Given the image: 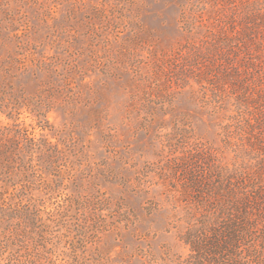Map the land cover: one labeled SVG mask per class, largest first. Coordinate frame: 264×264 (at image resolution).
Returning <instances> with one entry per match:
<instances>
[{"label": "rangeland", "instance_id": "rangeland-1", "mask_svg": "<svg viewBox=\"0 0 264 264\" xmlns=\"http://www.w3.org/2000/svg\"><path fill=\"white\" fill-rule=\"evenodd\" d=\"M0 149V264H264V0H0Z\"/></svg>", "mask_w": 264, "mask_h": 264}, {"label": "trees", "instance_id": "trees-1", "mask_svg": "<svg viewBox=\"0 0 264 264\" xmlns=\"http://www.w3.org/2000/svg\"><path fill=\"white\" fill-rule=\"evenodd\" d=\"M4 154H5V152H3V150L0 149V174H1V168L2 167H5L6 166V168H13V167H11L12 166L11 165V162L8 159H6V157L4 156ZM10 170H13V169H10ZM1 180L5 181L6 179L4 180L1 177ZM6 183L7 182H5L3 184V186L6 185Z\"/></svg>", "mask_w": 264, "mask_h": 264}]
</instances>
